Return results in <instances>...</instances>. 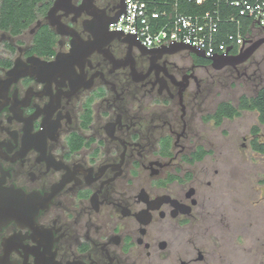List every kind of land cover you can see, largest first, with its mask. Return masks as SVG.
Masks as SVG:
<instances>
[{
  "label": "flooded vegetation",
  "instance_id": "af4514ba",
  "mask_svg": "<svg viewBox=\"0 0 264 264\" xmlns=\"http://www.w3.org/2000/svg\"><path fill=\"white\" fill-rule=\"evenodd\" d=\"M46 3L28 30L0 31V264H234L235 167L205 127L232 118L205 109L218 72L247 76L253 56L215 69L141 51L105 26L121 0ZM55 4L76 36L50 24ZM44 26L55 43L39 52ZM80 42L86 56L46 66Z\"/></svg>",
  "mask_w": 264,
  "mask_h": 264
},
{
  "label": "rangeland",
  "instance_id": "374dc122",
  "mask_svg": "<svg viewBox=\"0 0 264 264\" xmlns=\"http://www.w3.org/2000/svg\"><path fill=\"white\" fill-rule=\"evenodd\" d=\"M250 64L249 73L253 71L263 82L264 47L253 55ZM215 78L217 81L208 93L205 109L208 111L213 110L219 101L237 103L242 94L252 95L258 83V80L245 78L228 68L219 71ZM255 125L260 130V141L264 142V124L259 123L256 111L244 110L216 129H213L212 123L205 125L215 133L224 158L232 160L235 167L234 191L238 198L236 209L231 212L237 228L233 237L244 240L237 244L234 239L235 242L229 246L230 251L233 250L230 253L234 257V264H257L256 261L264 258V154L254 151L251 145ZM243 246H247V250H243Z\"/></svg>",
  "mask_w": 264,
  "mask_h": 264
},
{
  "label": "built area",
  "instance_id": "2783aa9c",
  "mask_svg": "<svg viewBox=\"0 0 264 264\" xmlns=\"http://www.w3.org/2000/svg\"><path fill=\"white\" fill-rule=\"evenodd\" d=\"M126 3L127 13L110 23V29H122L127 34L130 30L136 33L137 28V37L150 48L182 40L204 49L206 56L238 54L247 40L264 36V0H126ZM189 5L196 6L197 11H188ZM227 24L233 25L234 30L224 32Z\"/></svg>",
  "mask_w": 264,
  "mask_h": 264
},
{
  "label": "trees",
  "instance_id": "16d2710c",
  "mask_svg": "<svg viewBox=\"0 0 264 264\" xmlns=\"http://www.w3.org/2000/svg\"><path fill=\"white\" fill-rule=\"evenodd\" d=\"M47 0H0V31H10L14 34L22 33L31 28L41 12H45ZM42 3V5H40ZM188 11H197V7L193 5L187 6ZM224 32L234 30V26L227 24L223 27ZM47 41V45L51 48L55 43L54 33L47 26L40 29L39 34H36L35 41L37 51L43 49L42 38ZM258 37V35H256ZM259 38V37H258ZM256 38V39H258ZM210 62V60H207ZM252 61V60H251ZM253 64V63H252ZM246 77L258 80L255 92L252 95L242 94L239 96L237 103L228 100H222L218 103L216 111L213 115L217 124H221L224 118H234L239 116L244 110L256 111L260 123H264V81L261 77L250 72ZM256 77V78H255ZM258 130V126L253 127V132ZM253 147L264 152V142H259L257 139L252 141Z\"/></svg>",
  "mask_w": 264,
  "mask_h": 264
},
{
  "label": "water",
  "instance_id": "95a60500",
  "mask_svg": "<svg viewBox=\"0 0 264 264\" xmlns=\"http://www.w3.org/2000/svg\"><path fill=\"white\" fill-rule=\"evenodd\" d=\"M70 0H67V3H69ZM59 10V7L57 6V4H55L48 12L47 18L50 21V24L53 26L57 27V31L60 34H71L76 36L77 33L75 31H69L68 27L62 23V21L60 20V18L58 16H56V12ZM125 12L127 13V3L126 0H121L120 6L118 11L109 16L106 20H105V26L107 28H109L110 23L112 22H117V20L119 19L120 15ZM89 15H92V17H94V15L96 14L94 11H89L88 12ZM92 23H96V19H91ZM85 25V23H84ZM86 30L91 31L92 33H94V30L89 28L88 26H84ZM114 36L112 38H117L123 42H127L129 43L130 47L136 46L138 49H140L141 51H143L144 49L148 50V52H153L154 50H168V51H177V50H181V49H189L192 52H194L197 56L199 57H210V60L212 62V66L215 69H222L224 67L227 66H231L234 68H237L240 64L245 63L246 61H248L253 55L254 53L264 44V36L260 37L256 40H247L246 44L248 43V45H244L243 48L241 49V51L238 54H217V53H213L210 56H206L205 55V50L200 48L199 46L192 45V42H185V41H179L177 42L176 40H174L170 45H160L158 47H153L150 48L146 45H144L143 42L140 41V39L137 37V28H136V33H131L128 32L127 34H125V31L122 29H114V31H111ZM95 34V33H94ZM89 43H74L71 51L66 54H58V56L56 57V59L53 62H50L48 65L44 64L43 66H48V68H60L61 64L63 63V60L67 57L68 59H71L72 57L76 56V55H84L86 56L89 51H87L86 47ZM232 49V47H229V51ZM13 72H19V65L16 66L13 69ZM134 73V72H133ZM184 79H186L187 81L189 80V76L188 77H184ZM179 85L181 86L180 89V95H181V105H182V110L183 112H185L186 108L185 105L182 101V97H183V92L185 90V88L188 85V82H184V81H179L178 82Z\"/></svg>",
  "mask_w": 264,
  "mask_h": 264
}]
</instances>
